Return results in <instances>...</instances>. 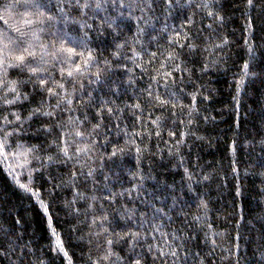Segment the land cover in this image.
Returning <instances> with one entry per match:
<instances>
[{"label": "trees", "instance_id": "trees-1", "mask_svg": "<svg viewBox=\"0 0 264 264\" xmlns=\"http://www.w3.org/2000/svg\"><path fill=\"white\" fill-rule=\"evenodd\" d=\"M38 2L0 0V264H264V0Z\"/></svg>", "mask_w": 264, "mask_h": 264}, {"label": "snow or ice", "instance_id": "snow-or-ice-1", "mask_svg": "<svg viewBox=\"0 0 264 264\" xmlns=\"http://www.w3.org/2000/svg\"><path fill=\"white\" fill-rule=\"evenodd\" d=\"M26 2L29 3L32 7H35V8H37V9H40L41 7H43V5H42L41 3L38 2V0H26ZM166 3H169V5H170L171 0H166ZM113 4H115V0H113ZM248 4H249V6H252V5H253V0H248ZM78 6H80V7H82V8H88V7H90L91 5L88 4L87 2H85L83 5H78ZM120 6H121V7H124V4L121 3ZM204 6L207 7L208 5L205 4ZM96 8L100 9V8H101V4H100V3H97V4H96ZM40 15L43 16L44 13H43V12H40ZM209 15H212V13L209 12ZM10 43H14V42H13V41H9L8 43H3V46L0 47V57H3V56L5 55V53L7 52L8 55H9V58H10L11 60L16 61L17 64H24V62H25V60H26V55H27L28 57H34V56H35V52L30 51L29 48H23L22 51L20 52V54H15V51L12 50V49H10V47H9ZM68 51L72 54V55H70V56L68 57V61H67V62L69 63V65H70V67H71V65H72L73 63H75V62L73 61V59H72V56H74V55H78V54H80V53H76L75 50H74V47L68 49ZM25 54H26V55H25ZM153 55H155V53H154ZM89 59H91V56H89ZM0 62H2V61H0ZM9 66L11 67V66H13V65L9 64ZM87 66H88L87 63H85L84 68L86 69ZM74 70H75V72H80V71H81V67H80V65L77 64ZM35 71H36V69H33V72H35ZM72 75H73V71L70 70V71L68 72V76L71 77ZM40 82H41V85H43V84L45 83V81H44L43 79H41ZM61 87H63V85H61ZM50 91H51V90H50ZM69 103H70V101H69ZM164 103H165V101H161V104H164ZM137 107H139V105H137ZM109 111H111V109H109ZM97 127H98V125H97ZM81 135H82V133H80L79 131L76 132V136L79 137V136H81ZM80 151H83V150L81 149ZM120 151H123V149H120ZM63 154H64L65 157H68L69 159L72 158V157L69 155L67 149H64ZM115 155H116V152L114 151V152H113V156H115ZM20 187L23 188L25 191L28 190V189L26 188V186L23 185V184L20 185ZM109 243L111 244V241H109ZM172 255L175 256L176 253L173 252ZM136 264H140L139 260H136Z\"/></svg>", "mask_w": 264, "mask_h": 264}]
</instances>
